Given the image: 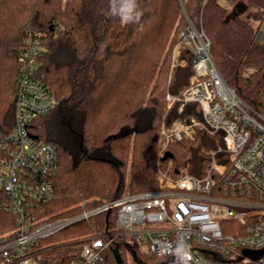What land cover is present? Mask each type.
Segmentation results:
<instances>
[{
	"label": "trees",
	"instance_id": "trees-1",
	"mask_svg": "<svg viewBox=\"0 0 264 264\" xmlns=\"http://www.w3.org/2000/svg\"><path fill=\"white\" fill-rule=\"evenodd\" d=\"M138 19L121 20L125 0H0V135L15 126L17 76L30 32L44 33L36 77L56 95L58 106L36 120L33 135L58 149L51 178L54 200L40 204L38 218L74 217L83 203L93 209L127 194L157 190L160 130L166 95H179L194 74V55L184 50L171 80V55L186 26L179 0H135ZM238 4L247 10L233 16ZM188 15L212 44L227 83L257 112H264V0H185ZM231 18L227 21L228 17ZM168 112V113H167ZM200 114L196 104L184 117ZM219 138L199 132L177 143L173 161L192 175L203 174ZM177 151V152H176ZM7 159L0 149V164ZM55 214V215H54ZM58 214V215H57ZM105 214L43 239L39 264H72L84 240L107 225ZM16 217L0 210V237L16 230ZM118 251L120 259L115 255ZM126 248L106 251L105 264H126ZM134 264H179L135 250Z\"/></svg>",
	"mask_w": 264,
	"mask_h": 264
},
{
	"label": "built area",
	"instance_id": "built-area-1",
	"mask_svg": "<svg viewBox=\"0 0 264 264\" xmlns=\"http://www.w3.org/2000/svg\"><path fill=\"white\" fill-rule=\"evenodd\" d=\"M186 26L175 58L194 55V74L181 94H168L169 110L178 117L160 130L161 158L172 144L195 141L199 132L219 138L206 171L159 170L157 190L127 194L93 209L83 203L74 217L38 218L40 204L55 199L51 178L58 168V149L33 135L37 119L58 106L55 93L35 73L44 51V33L30 32L17 76L15 126L0 135L7 159L0 164V210L16 217V230L0 237V264H39L35 247L71 225L105 214L107 225L94 230L72 264H105L106 251L118 245L159 260L179 264H264V112L247 104L227 83L212 54L206 32L179 0ZM181 64L173 65L183 66ZM196 104L200 117L185 109ZM179 250V251H178ZM186 253V255H185Z\"/></svg>",
	"mask_w": 264,
	"mask_h": 264
},
{
	"label": "rangeland",
	"instance_id": "rangeland-1",
	"mask_svg": "<svg viewBox=\"0 0 264 264\" xmlns=\"http://www.w3.org/2000/svg\"><path fill=\"white\" fill-rule=\"evenodd\" d=\"M257 40H264V26L261 28V29H259V31H258V34H257V38H256ZM183 51V50H182ZM171 69H170V79L169 80H171V76H172V73H173V70H174V64L175 65H178L179 63L181 64V62H180V57H176L175 58V48L173 49V52H172V55H171ZM186 65V62L183 64V66H185ZM177 67V66H176ZM168 94H171V93H167V95H166V102H167V96H168ZM167 110L168 111H170L169 110V108H168V105H167ZM172 110V109H171ZM168 113V112H167ZM165 123H168L167 122V119H166V121L164 120V122L162 123V125L163 124H165ZM162 127V126H161ZM189 142V141H188ZM177 144H172L171 146H170V148H169V151L168 152H170L171 154H173V152H174V150H176L175 149V146H176ZM159 147H160V149H159V152H158V163H157V166H158V171L161 169V170H176V169H179V168H181V167H177L176 166V164L174 163V161H173V159H171L170 161H166V162H163L162 161V158H161V146L159 145ZM177 152V151H176ZM158 173V172H157ZM55 215V214H54ZM58 215V214H57ZM126 264H134V261L132 260V258H131V254H130V252L128 251L127 253H126Z\"/></svg>",
	"mask_w": 264,
	"mask_h": 264
},
{
	"label": "clouds",
	"instance_id": "clouds-1",
	"mask_svg": "<svg viewBox=\"0 0 264 264\" xmlns=\"http://www.w3.org/2000/svg\"><path fill=\"white\" fill-rule=\"evenodd\" d=\"M135 7H136L135 0H125V5L121 9V20L123 23H128L134 18L135 19L139 18L140 13H135V17L133 16V11Z\"/></svg>",
	"mask_w": 264,
	"mask_h": 264
},
{
	"label": "water",
	"instance_id": "water-1",
	"mask_svg": "<svg viewBox=\"0 0 264 264\" xmlns=\"http://www.w3.org/2000/svg\"><path fill=\"white\" fill-rule=\"evenodd\" d=\"M246 10H247V7H246L245 5H243V4H238L236 10H235L234 13H233V16H238V15L244 13ZM230 18H231V16L228 17L227 21H228ZM172 157H173V154H171V153H167V154L165 155V157H164V160H168V159H170V158H172ZM115 255L117 256V258L120 259V256H119V253H118L117 250H115ZM261 255H264V251H262L261 253H258V254L255 255L254 257H255V258H258V257L261 256Z\"/></svg>",
	"mask_w": 264,
	"mask_h": 264
}]
</instances>
